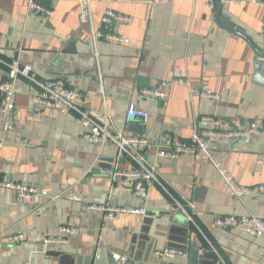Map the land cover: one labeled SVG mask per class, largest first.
<instances>
[{
	"label": "crops",
	"instance_id": "0c3cea01",
	"mask_svg": "<svg viewBox=\"0 0 264 264\" xmlns=\"http://www.w3.org/2000/svg\"><path fill=\"white\" fill-rule=\"evenodd\" d=\"M41 3L53 11L51 18L29 11L27 0H0V82L14 62L31 67L41 83L63 80L84 95L85 109L108 112L114 129L129 137L189 139L202 117L214 118L219 129L264 122V7L241 3L211 11L207 0H92L89 24L80 19L85 0ZM108 9L133 19L122 30L130 44L99 41L95 51L92 34ZM176 78L221 99L192 98L188 88L174 86L164 106L138 93ZM38 91L19 77L15 112L0 114V175L43 193L19 204L15 193L0 190V264H159L155 254L167 247L185 249L177 264H189L190 249L206 264H264V238L211 226L216 217L264 219V192L230 198L211 163L149 151L146 160L160 183L139 200L106 174L113 163L131 170L136 162L109 143H88L77 113L34 104ZM131 104L149 117L127 124ZM211 147L237 183L264 185V132L249 145L215 139ZM68 190L84 201H71ZM88 204L144 208L146 215L105 221ZM62 226L79 235L47 245L46 238L61 237Z\"/></svg>",
	"mask_w": 264,
	"mask_h": 264
},
{
	"label": "built area",
	"instance_id": "2783aa9c",
	"mask_svg": "<svg viewBox=\"0 0 264 264\" xmlns=\"http://www.w3.org/2000/svg\"><path fill=\"white\" fill-rule=\"evenodd\" d=\"M92 0H85L86 7L81 11L80 19L83 23H92ZM211 11L220 6L239 5L241 3H251L264 7V0H207ZM28 10L43 18H51L54 13L51 9L43 6L41 0H27ZM133 22L127 15L117 13L111 9L103 12L101 16L100 30L93 31L92 42L97 48L99 41L118 45H128L130 40L122 33L125 26ZM9 75L6 81L0 82V114L10 116L15 112L17 92L16 83L19 77L23 76L39 87V91L34 95L32 101L41 108L54 111L61 115H68L71 112L77 113L87 131L85 139L90 144L103 145L109 143L118 148L121 156H129L138 165L131 170L121 169L117 164H112L107 171V176L112 182H116L124 191L131 193L139 200H146L149 194V187L153 183H160L154 166L145 157L149 151L156 152L157 157L162 159L176 160L182 156L189 155L202 161L211 163L223 180L227 195L233 199H244L249 196L264 192V185L256 187H244L237 183L232 174L223 166L218 155L213 151L211 144L215 139H227L237 141L244 145H249L252 141L260 137L264 132V122L256 121L246 128L239 129H219L217 121L212 117H202L199 125L194 128L189 139H182L171 135H165L159 139H151L147 136L129 137L117 131L113 127L112 116L107 112L101 114L95 110L85 109L84 95L71 88L63 80H53L45 83L37 81L32 75V68L22 67L18 62L8 65ZM174 86H182L189 89L192 98H199L218 102L221 97L208 88H196L187 79L176 78L162 82L159 87L144 88L138 93L141 97L162 102L167 106ZM148 113L139 109L135 104L129 105L125 122L130 124L134 118L146 120ZM113 127V131L111 129ZM7 123L6 128H9ZM1 145V144H0ZM0 190L15 193L19 204L35 200L43 195L38 189L11 182L0 175ZM73 202L84 201L79 192L68 190L64 193ZM59 198V197H57ZM181 210L187 215L189 221L193 222L192 216L179 205ZM89 211L100 213L105 221H114L119 216H131L141 218L146 215L144 208L114 206L109 204H88ZM217 231L234 230L238 233L254 237L264 238V219L254 216H225L216 217L211 224ZM61 237L46 238L45 243H67L65 236H78L79 231L73 227L62 226L59 230ZM12 239L2 237L3 242ZM155 256L159 264H177L176 259L185 256L184 251L177 248H164L158 251Z\"/></svg>",
	"mask_w": 264,
	"mask_h": 264
},
{
	"label": "water",
	"instance_id": "95a60500",
	"mask_svg": "<svg viewBox=\"0 0 264 264\" xmlns=\"http://www.w3.org/2000/svg\"><path fill=\"white\" fill-rule=\"evenodd\" d=\"M260 69H264V68H260ZM110 168L111 167L109 166L108 170ZM185 226L187 227L188 225L185 224ZM184 252L186 253L185 249H184ZM202 263L206 264V262L203 259H201L199 250L198 249H190L189 250V264H202Z\"/></svg>",
	"mask_w": 264,
	"mask_h": 264
}]
</instances>
